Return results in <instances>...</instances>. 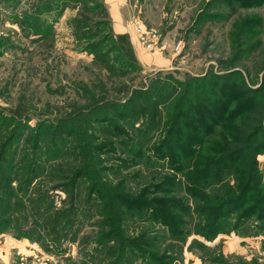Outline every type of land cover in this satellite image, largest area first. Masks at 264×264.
<instances>
[{
    "label": "rangeland",
    "instance_id": "374dc122",
    "mask_svg": "<svg viewBox=\"0 0 264 264\" xmlns=\"http://www.w3.org/2000/svg\"><path fill=\"white\" fill-rule=\"evenodd\" d=\"M123 1L120 3L126 9L125 18L132 25L134 19L139 20L146 32L157 35L154 45L146 47L134 31L142 48L138 49V53L170 59L168 67L141 64L138 61L139 68L133 71H118L115 66L112 67L115 71L110 72L104 65L108 60L105 59L107 62L104 61V64L94 60L93 55L84 49L83 39H75L72 23L77 19L87 25L104 21V15L109 14L105 0H0V129L7 126L10 130L17 120L28 118L7 147L10 152L18 155L28 146L24 141L26 135L30 129L34 131L35 126L38 128L36 124L42 119H48L54 125L64 116H73L74 120L65 124L70 123L75 129L83 131L80 141L78 143L72 139L65 146H52L53 152L63 150L66 155L52 158L51 165L60 166L64 174L69 176L70 170L78 166V162L92 161L96 156L101 162L97 170L112 188L122 184L128 195L143 196L146 200L164 195L173 196L185 199L193 206L195 200L181 183H162L165 177L180 180L183 176L171 168L170 156L162 158L161 149L156 152L149 146L158 141L162 143L168 130V113L173 110L184 88V100L188 97L198 101L195 107L203 112L201 117L204 118L205 126L217 120L215 110L218 107L215 108V95L208 93L206 98L200 94L202 86L207 90L213 86L233 100L226 106L229 111L227 118H222L221 123H216L206 133V138L210 135L208 140H212L210 145L213 149L219 145H226L231 150L240 148L246 138L264 125V2L241 6L236 0H125L126 4ZM38 3L42 4V10L37 9ZM60 9L61 13L56 18ZM25 14L38 17L40 26L44 25L41 27L52 23V32L50 29L49 35L45 36L43 33H33L25 25L23 27ZM30 22L28 24L34 28L37 19ZM110 24L111 21L108 27ZM78 35L82 36L81 33ZM114 55L111 52L109 60ZM240 82L253 89V94L241 93L240 97L235 98V90L228 87L224 89L230 84L239 85ZM222 85L225 87L221 88ZM97 104L100 106L98 114L101 117L108 116L107 121L80 115L82 112L88 113ZM147 108L161 110L163 118L160 127L151 132V141L144 144L142 150L146 157L137 159L130 154L131 145L127 140L135 137L136 132L126 122L137 120L136 125H139V115L145 112V116L149 114V111H145ZM78 110L79 114L76 112ZM183 110L186 111L185 106ZM190 117L194 119L199 116L193 112ZM190 117L183 115L182 130L185 134L201 132V123L190 120ZM89 128L95 145L83 151V158H79L82 150L76 151V148L91 137L86 131ZM68 130L66 126L56 131L51 129V135H42L40 140L59 141L69 135ZM0 133L4 132L0 130ZM173 133L174 138L182 134L177 131ZM257 137V175L264 184V132ZM181 151L177 149L176 153ZM223 151L217 149L214 156H220ZM163 152L167 154L165 149ZM210 155L207 147L198 159ZM228 171H221L218 175L220 177L217 176L214 183L209 182L205 191L210 193L212 190L211 196L216 191L224 193L228 187L225 184L231 182L232 172ZM64 178H51V182L46 183H40V180L37 182L41 184V192L43 190L49 196L55 210L67 206L64 201L68 195L61 183L65 182ZM86 179L83 176L77 182L80 184ZM81 184L87 186V181ZM150 184L156 185L148 187ZM158 186L159 189L168 186L172 193L164 194ZM231 186H235L233 181ZM81 195L83 199V191ZM44 202L48 207V201L44 199ZM27 203L26 200L24 207L14 214L22 230H29L28 227L32 226L26 221L30 214ZM78 203L80 209L84 206L86 217L77 216L76 236L68 228H61L59 233H54L48 225L45 229L33 231L32 238H27L20 236L14 222L10 228L1 231L0 240L12 239L16 246L23 248V253H14L10 260L17 264H47L49 260L51 264H104L109 260L103 247L96 243L97 232L104 227L98 226L97 222L100 223L103 218L96 208L89 211L85 201L80 200ZM154 206L166 211L165 205ZM54 209L46 211L45 215H51ZM252 217L243 220L238 229L217 233L211 240L194 232L196 225L203 222L195 214L184 218L182 228L185 230L182 231L187 233L184 241L170 237L166 225L156 220L129 222L128 231L123 235L132 236L144 231L146 242L160 245L159 250L168 254L170 263L165 261L166 264H264V225ZM239 218L235 215L231 222ZM39 236L41 241H34ZM23 243L26 249L32 250L35 247L38 251L26 255L28 252ZM109 244H113V241Z\"/></svg>",
    "mask_w": 264,
    "mask_h": 264
},
{
    "label": "trees",
    "instance_id": "16d2710c",
    "mask_svg": "<svg viewBox=\"0 0 264 264\" xmlns=\"http://www.w3.org/2000/svg\"><path fill=\"white\" fill-rule=\"evenodd\" d=\"M236 1L241 6L259 5L262 1L264 2V0ZM52 6L53 3L51 2V9ZM37 9L42 10L41 3H38ZM60 13L61 9L55 17L57 18ZM108 15H104V21L102 20L90 25L78 19L74 20L72 28L75 39L78 41L83 39L84 44L82 45H85L84 49L93 55L95 61L97 60L104 64V61L108 60V63L104 64L106 67L103 66L110 72L115 71V69H112L115 66H117L116 69L118 71H133L134 69H138V59L128 35L126 33L116 34L112 30L111 24L108 27V23L111 21L110 18L108 19ZM24 18L22 26L24 27L25 25L33 33H43L46 36L49 35L48 32L50 29L52 32V23L49 26L41 27L44 25L42 24L40 26V19L38 17L25 14ZM35 18L37 19V23L33 28L32 24L28 23H31L30 21ZM104 24L107 27H105L106 29L103 28L105 26ZM80 33L82 36L78 35ZM111 52L115 53V55L113 59L109 60V54ZM242 83L240 82L239 85L236 84L233 86L230 84L226 87L222 85L221 88L225 87L224 89H226L228 87L235 90V98L240 97L239 95L241 93L253 94L251 92L253 89L247 88ZM199 90L203 96H206L208 93L215 95V101H217L215 108L218 107L215 110L218 117L217 120H212L210 121V126H205L204 118L201 117L203 112L197 110L195 107L198 101L195 102L188 97H185L184 100L183 96H186L184 88L183 93L178 96L173 110L168 113L166 120L168 130L162 143L159 144L158 141L152 144L153 147L151 145L149 146L150 149L156 150V152L158 149H161L162 158L170 156L171 168L183 176L182 179L175 180L173 174H170L173 178L165 177L162 183H166V185H170L172 182L176 185L181 183L192 196L193 201L195 200V205L192 206L185 199L175 198L173 196L167 197L164 195L161 197H152V200H146L143 196L128 195L124 191L122 184H118L117 188H112L97 170L98 163L101 162H99L100 160L96 156H94L92 161L84 160V163L83 161L78 162V166L70 170L69 176H66L60 166L54 167L55 164L51 165L52 158L64 156L66 152L63 153V150L53 152L51 147L57 144L65 146L72 139L79 143V138H81L83 131L80 128L75 129L70 123L65 124L68 121L74 120L72 118L73 116H64L54 125L48 119H42L36 124L38 128L35 126V130L32 131L30 129L26 135L24 141L28 146L24 147L18 155L10 152L7 147L25 125L26 120H28L26 118L25 120H17L10 130L7 126H2L0 129L4 132L0 133V232L10 228L14 222L19 234H21L20 236L27 238H32L33 231L45 229L48 225L51 226V231L54 233H59L61 228L62 230L68 228V231L76 236L77 232L75 231H78V227L76 226L78 222L77 216L79 215L81 218L86 217L84 206L81 209L77 206V203L82 200L88 204L89 211L90 209L92 211V208H96V211L103 218L100 223L97 222L98 226L102 225L104 227L99 233L97 232L96 243L103 247L104 253L109 258L104 264H166L167 262L170 263L168 254L159 250L160 245L156 246L153 243L146 242L144 239L146 237L144 231L132 236L123 235L124 232L128 231L127 227L129 226V222L134 223L139 220L146 222L152 220H156L155 222L160 221L166 225L170 237L181 241H184L187 235V233H183L182 231L185 230L182 228L184 218L190 217L192 214H195L203 221L197 222L198 224L194 232L200 234L207 240L213 239L217 233L228 232L232 228L238 229L243 224V220L250 216L257 219L261 225H264V184L257 175V160L255 158L257 153L255 141L258 139L257 136L264 132V125L259 126L257 131H254L248 139L246 138L240 148L231 150L226 145H223V147L219 145L216 149L211 148L210 144L212 140H208L210 135L206 138V133L213 125L221 123L222 118H227L229 111L226 106L233 100L231 97L229 98L227 95L218 92L217 89L215 90L213 86H210L209 90L202 86ZM206 98L208 97L206 96ZM97 105L91 107L88 113L82 112L80 115H88L91 118L95 117L96 119L107 121L109 119L108 116H102L105 117L102 118L98 114L100 106L99 104ZM113 106V110L115 111V104ZM184 106L186 107V111L183 110ZM145 111H149V114L145 116V112L139 115L141 122L139 125H136L137 120H134V122H126L136 132L135 137H129L127 140H129L131 145L129 149L130 154H133L137 159L142 156L146 157V154L142 150L144 144L151 141V132L160 127L163 118L161 110L147 108ZM76 112L78 114L80 113L79 110ZM193 112L200 118L192 119L190 115ZM183 115H188L190 120L201 123V132L193 131L192 133L185 134V131L181 128ZM7 119L9 121L12 120L11 118ZM64 126L69 129V135L66 137L61 138L59 141L44 140L45 142H42L40 140L42 135L45 137L50 136L51 133L49 131L51 129L52 131H56L62 127L64 128ZM71 127L73 128L72 130L70 129ZM89 130L90 128L86 131L91 137L88 140L82 141L76 148V151L82 150V155L78 156L79 158H83V151H87L88 148L91 149L95 145L94 139H92L94 137ZM174 131L182 134L174 138ZM119 140L121 142L124 141L123 139ZM207 147L210 149L211 155L202 157L199 160L198 157L204 148ZM164 149L167 151V154H164ZM177 149H181V153H176ZM217 149H224V151L222 152L223 154L215 157L214 153ZM191 155L193 156L190 157ZM81 163L83 164L79 165ZM225 170L232 172V176H230L231 182L225 184L228 187L224 189V193L216 191L215 193L212 192L213 195L211 196L210 193L212 190L210 193L205 191L209 187V182L214 183L219 173ZM83 176L87 178L85 180L87 181V186L81 184L85 181H82L80 184L77 182ZM63 177H66L64 179L68 180L61 182L62 187L68 195L67 200L64 201L67 206L64 209L55 210L51 205L49 196L45 194L46 192L43 190L41 192L40 183L43 181L45 183L46 181L51 182V178L59 180ZM39 180L41 182L37 183ZM232 181L235 184L233 187L231 186ZM155 185L150 184L148 187H154ZM112 189L118 190V192ZM160 189L164 194L170 195L172 193L168 186ZM145 190H148V188ZM81 191L84 194L83 199L80 198L82 196ZM44 199L48 201V207H46L47 203L44 202ZM26 200L29 202L27 205L30 206V214L28 218L26 217V221H29L32 226L28 227L29 230H22L19 226L18 218H15L14 214L24 207ZM245 203L247 204L246 207L244 206ZM78 204L81 205L80 203ZM154 205H165L166 211L164 212ZM242 206L243 208H241ZM51 209L55 210L54 213L46 216L45 212L51 211ZM234 212H238V214H234ZM235 215H238L240 218L238 221L232 223L231 218ZM34 241L40 242L41 237H36ZM110 241H113V244H109ZM195 242L203 246L202 243ZM145 247L154 249L149 250Z\"/></svg>",
    "mask_w": 264,
    "mask_h": 264
},
{
    "label": "crops",
    "instance_id": "0c3cea01",
    "mask_svg": "<svg viewBox=\"0 0 264 264\" xmlns=\"http://www.w3.org/2000/svg\"><path fill=\"white\" fill-rule=\"evenodd\" d=\"M122 0H105V3L107 4L109 16L111 19V26L113 31L116 34L126 33L128 35V38L131 42V45L133 47L134 53L141 64H147V65H161V66H169L170 59H160L157 56H148L147 53L140 54L138 53V49L142 50L139 42L136 39L133 25L129 20H127L124 16V12L126 9L121 7ZM120 3V4H119ZM126 4L125 0L123 1V4ZM142 53V52H141ZM1 239V238H0ZM12 246H11V245ZM24 244V243H23ZM24 249H26V245L24 244ZM23 248L16 246L14 241L12 239H4L3 241L0 240V264H17L10 260V256H14L18 253H23ZM28 254L31 255V253H36L35 247L32 248V250L26 249ZM2 259V260H1ZM46 263V262H44ZM38 264V263H35ZM42 264V263H41ZM47 264H51V261L49 260Z\"/></svg>",
    "mask_w": 264,
    "mask_h": 264
},
{
    "label": "built area",
    "instance_id": "2783aa9c",
    "mask_svg": "<svg viewBox=\"0 0 264 264\" xmlns=\"http://www.w3.org/2000/svg\"><path fill=\"white\" fill-rule=\"evenodd\" d=\"M133 25L134 31L135 33L137 32V36L139 37V39L143 43L145 42L146 47H152L157 40V35L154 33L146 32L139 20L134 19Z\"/></svg>",
    "mask_w": 264,
    "mask_h": 264
}]
</instances>
